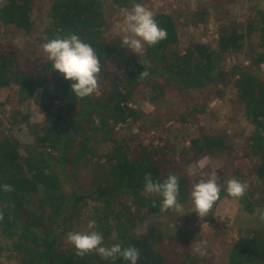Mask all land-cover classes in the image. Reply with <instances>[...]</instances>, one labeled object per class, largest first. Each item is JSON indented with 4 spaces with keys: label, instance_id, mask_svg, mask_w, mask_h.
Returning <instances> with one entry per match:
<instances>
[{
    "label": "trees",
    "instance_id": "obj_1",
    "mask_svg": "<svg viewBox=\"0 0 264 264\" xmlns=\"http://www.w3.org/2000/svg\"><path fill=\"white\" fill-rule=\"evenodd\" d=\"M113 1L129 8L132 3H141V0ZM33 6L34 0H0V21L32 32L35 27ZM101 8L99 0H54L52 20L45 27L46 40L76 34L96 50L102 67L107 58L115 59L117 47L100 34L104 23ZM258 12L260 25L253 21L248 23V34L257 30L262 48L255 55L254 64L264 63V13ZM155 19L167 30V38L155 46L145 45L140 57L136 55L127 60L121 80L131 88L145 82L149 86L148 99L154 101L165 94V88L170 84L192 91L216 81L227 84L229 76L234 77L237 98L244 103L247 118L254 125L246 144L258 160L256 173L264 184V78L237 65L231 72L215 68V56L240 50L245 34L236 26L230 29L225 26L218 40L219 52L204 43H195L181 52L173 16L158 12ZM140 59L147 61L146 77L140 76L146 70ZM14 63V57L0 51V90L15 84V100L24 103L41 87L45 113L42 122L30 125L35 140L32 144L22 145L9 134V128L0 130V185L7 183L15 189L9 193L0 190V211L4 213L0 235L4 245L20 255L22 264H129L122 258L106 261L96 253L75 256L74 247L65 242L66 234L82 232L79 225L94 219L97 230L104 236L105 246L117 243L121 247L135 246L141 251L137 264H165L164 256L152 241L135 231L146 217L175 211L160 213L162 197L143 190L145 175L150 173L154 181H162L175 171H165L162 161L155 159L153 152L159 154L161 149L153 150L141 143L133 148L111 137L115 133L114 124L139 116L135 110H126L122 106L129 95L114 84L111 92L77 99L71 91V82L58 72L46 76L40 85L34 78V69L15 68ZM47 66L51 68L52 63ZM20 122L29 124V114L16 107L8 124ZM104 138H113L115 146L111 152L103 154L106 160L101 161L97 148ZM223 144L224 137L211 134H204L192 142L198 155L212 152ZM22 147L24 155L20 152ZM84 170L90 178L89 187L76 179ZM175 175L179 176V202L182 203L189 196L190 180L186 175ZM73 180L79 183L78 187ZM65 181L72 186L69 191ZM220 183V199L213 208H217L224 198H232L225 191L226 184ZM237 200L250 212L256 206L264 208V186L260 202L252 200L247 192ZM177 232L170 238L177 239ZM187 258L176 264H203L191 252L187 253ZM228 264H264V236L259 233L241 235L230 248Z\"/></svg>",
    "mask_w": 264,
    "mask_h": 264
},
{
    "label": "rangeland",
    "instance_id": "obj_2",
    "mask_svg": "<svg viewBox=\"0 0 264 264\" xmlns=\"http://www.w3.org/2000/svg\"><path fill=\"white\" fill-rule=\"evenodd\" d=\"M53 1L34 0L32 18L35 27L32 32L0 21V51L15 58V68L34 69V78L40 85L46 76L55 72L47 66L51 62L41 49V45L46 42L45 27L52 20ZM99 1L104 14L100 34L105 40L114 43L117 54L115 59L107 58L104 61L98 81L99 89L92 95L98 97L103 92H111L114 84H117L124 94L129 95L124 101L126 110L133 109L139 114L136 118L129 117L125 122L114 124L115 133L111 137L133 148L141 143L153 150L161 149L159 154L153 152L155 159L162 161L165 171L173 170L175 174L186 175L190 180V193L195 183L207 179L212 171H216L219 183L222 181L226 184L233 177L246 182V192L250 198L260 202L264 184L256 173L258 160L246 144L254 125L247 118L244 103L237 98L234 77L230 75L227 84L216 81L206 88L192 91L181 90L170 84L165 88V94L150 101L149 86L145 82L131 88L120 78L125 62L138 55L121 46V37L125 35L122 31L123 17L119 12L121 6L113 0ZM141 3L154 13L165 12L173 16L181 52L195 43L207 44L219 52L218 40L223 28L236 26L245 34L244 46L237 51L229 50L222 56L217 54L215 68L231 72L237 65L264 78V63L253 62L255 55L262 50L259 32L254 30L248 34L250 21L257 26L261 23L258 11L264 13V0H141ZM203 16H206L205 20ZM15 91V84L0 90V130L9 128V134L20 140L22 145L32 144L35 140L30 125L44 119L42 88H37L34 97L24 103L15 100ZM127 103L132 105L127 106ZM16 107L22 113L29 114V124L20 122L9 126L10 114ZM204 134L224 137L225 146L219 145L221 147L212 152L198 155L192 142ZM113 138H104L99 142L97 149L101 161L106 160L103 154L114 148ZM20 152L25 154L23 147ZM82 173L76 179L89 187L90 178L85 170ZM73 182L79 186L78 182ZM65 187L67 191L72 188L68 181H65ZM190 193L181 203L179 211L148 216L135 231L152 241L164 256L165 264H176L188 259L187 253H192L191 244L194 241L204 242L207 249L205 256H198L200 263L228 264L230 248L241 235L259 233L264 236V219H261L264 208L256 206L250 212L237 199L224 198L208 216L199 218L192 212ZM145 220L150 221L147 228L143 223ZM87 223L88 219L79 225L82 232L87 231ZM175 231H178L177 239H171ZM0 264H22L20 255L4 245L1 235Z\"/></svg>",
    "mask_w": 264,
    "mask_h": 264
},
{
    "label": "clouds",
    "instance_id": "obj_3",
    "mask_svg": "<svg viewBox=\"0 0 264 264\" xmlns=\"http://www.w3.org/2000/svg\"><path fill=\"white\" fill-rule=\"evenodd\" d=\"M120 15L123 17L122 47L130 49L133 53H143L145 45L155 46L167 38V30L161 28L155 19V13L143 3H132L131 7H121ZM46 58L52 63V68L70 81L71 91L77 99H84L97 92L99 89V76L101 62L96 50L91 44L84 42L78 35L69 33L64 37L57 36L46 40L41 45ZM140 62L146 70L140 76L146 77L147 61ZM222 185L216 171H212L207 179H201L192 187L190 197L193 203L192 212L199 218L208 216L214 204L220 199ZM248 184L233 177L226 181L225 191L229 197L239 199L245 196ZM0 190L9 193L15 189L10 184L0 185ZM143 190L148 194H157L162 197L159 207L160 213L169 210L179 211L182 204L179 202L180 184L179 176L169 173L162 181L152 179L151 174L144 177ZM155 207V204L153 205ZM4 219L0 211V221ZM264 219V215L261 216ZM147 228L149 220L144 222ZM96 220H89L87 231H70L66 234V244L75 249V256L84 257L96 253L103 260H116L122 258L129 264H137L141 251L135 246L121 247L119 243L111 246L104 245V236L97 230ZM192 253L203 257L206 255V246L202 241L191 244Z\"/></svg>",
    "mask_w": 264,
    "mask_h": 264
},
{
    "label": "built area",
    "instance_id": "obj_4",
    "mask_svg": "<svg viewBox=\"0 0 264 264\" xmlns=\"http://www.w3.org/2000/svg\"><path fill=\"white\" fill-rule=\"evenodd\" d=\"M131 105H132V103H127V106H131ZM122 106H123L124 109H127L125 102L122 103Z\"/></svg>",
    "mask_w": 264,
    "mask_h": 264
}]
</instances>
